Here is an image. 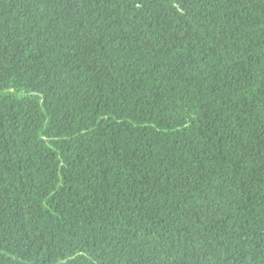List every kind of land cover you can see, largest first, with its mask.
<instances>
[{"label":"trees","instance_id":"16d2710c","mask_svg":"<svg viewBox=\"0 0 264 264\" xmlns=\"http://www.w3.org/2000/svg\"><path fill=\"white\" fill-rule=\"evenodd\" d=\"M0 264H264V0H0Z\"/></svg>","mask_w":264,"mask_h":264}]
</instances>
